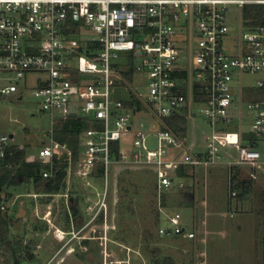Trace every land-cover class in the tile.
Segmentation results:
<instances>
[{
	"label": "built area",
	"instance_id": "1",
	"mask_svg": "<svg viewBox=\"0 0 264 264\" xmlns=\"http://www.w3.org/2000/svg\"><path fill=\"white\" fill-rule=\"evenodd\" d=\"M232 4L254 8L251 16L243 11L237 41L226 21ZM86 27L94 36L81 45L75 37ZM181 56L189 63H182ZM246 71L262 74L256 90L242 81L234 85ZM31 72L47 74L35 95L52 117L35 160L48 166L46 178L67 162V189L55 195L69 204L72 178L104 184L102 196L88 206L91 218L85 224L108 223L124 170L153 171L162 193L184 179L179 177L182 167L197 176L202 167L226 164L249 169L254 178L264 169V0H0V95L18 92ZM137 72L145 93L132 84ZM196 82L201 83L198 99ZM125 91L128 98L122 97ZM135 98L142 109L127 104ZM244 104L253 116L250 135L242 130ZM196 106L211 126L205 151L196 149ZM142 112L156 120L157 130L138 125L135 118ZM79 113L93 114V126L81 132L75 160L71 146L56 138V124ZM176 113L192 121L185 134L167 127L165 118ZM236 116L239 131L226 129ZM11 135L0 122V169L14 145ZM165 217L171 225L160 226L162 234L197 238L198 230L182 225L180 212ZM56 235L65 238L66 232Z\"/></svg>",
	"mask_w": 264,
	"mask_h": 264
},
{
	"label": "rangeland",
	"instance_id": "2",
	"mask_svg": "<svg viewBox=\"0 0 264 264\" xmlns=\"http://www.w3.org/2000/svg\"><path fill=\"white\" fill-rule=\"evenodd\" d=\"M253 9L248 6L243 10L236 4L228 7L226 21L230 33L236 35L235 41L240 37L243 11L249 13V10ZM92 36L94 32L86 27L81 29V33L79 32L75 39L84 45ZM125 55L122 54V61L126 60ZM180 61L189 63V59L183 56ZM46 77L47 74L44 72H31L21 82L18 92L0 95V122L6 132L15 134L12 143L25 150L29 161L38 158L46 140L47 130L52 126L51 115L42 110L41 100L35 95L41 80ZM261 77V73L246 71L236 77L234 85L239 86V82L242 81L245 87L256 90L257 80ZM132 84L139 92L145 93L147 90L139 72L135 74ZM122 97L128 98V92L125 91ZM199 108L196 106L194 110L198 139L196 149L205 151V137L211 131V126ZM238 113L239 110L235 106V115ZM92 116L91 113L88 117L79 113L65 121L71 119L83 128H88L93 126L90 120ZM237 116L234 122L226 124V129L239 131L241 122ZM135 119L138 120L139 126L143 123V129L147 131L158 128L153 126L157 122L149 113L142 112ZM189 122L191 125L192 121ZM62 124L57 122V130ZM252 125V113L247 104H244L242 130L250 135ZM149 141L152 147H157L154 135L149 137ZM188 171L189 178L181 181L177 179L167 197V206H163L161 196L155 195L153 187L155 181L152 176L148 178L146 185L150 189L141 186L138 188L141 197L134 198L133 203L136 213L129 214L125 220L123 219L122 226L118 224L120 194L119 192L116 194V191L112 194L113 202L109 210L108 223L98 221L88 225L84 222L91 218L88 206L95 204L104 192V184L101 181L91 180L92 185H88V182L82 179L72 178L70 188L79 197L82 215L85 217L81 219L79 226L69 219L65 206L67 199L62 195L50 197L38 193L33 183L8 187L3 195L7 198L6 210L14 221L9 226V241L0 245V264H17V261L20 264H155L153 261L155 258L167 255L176 261L175 264H201L204 257H209V254L214 252H219L218 260L221 264H230L234 259H238V252L245 254L248 260L257 250V245L263 249L264 169L256 171V178L250 175L249 169L244 167L232 169L226 164L202 167L198 170L197 176L191 168ZM236 173L237 180L241 183L240 186L242 185L239 188H236L233 182ZM110 185L113 186L112 180ZM115 185L114 182V188ZM246 186L249 190L240 197ZM181 190L195 192L194 207L185 202L180 194ZM158 208L162 213V221L156 225L153 210ZM175 212L182 214V225L198 230L196 239L183 235L162 234L159 231L160 226L171 225L165 216ZM72 218L74 219L73 216ZM151 228L154 229L155 235L149 243L150 247L146 248L145 244L148 241L144 240V232ZM58 230L66 232L65 238L57 237ZM122 237L126 240L120 239ZM157 247H162L163 253H154L153 250Z\"/></svg>",
	"mask_w": 264,
	"mask_h": 264
},
{
	"label": "trees",
	"instance_id": "3",
	"mask_svg": "<svg viewBox=\"0 0 264 264\" xmlns=\"http://www.w3.org/2000/svg\"><path fill=\"white\" fill-rule=\"evenodd\" d=\"M251 9V8H250ZM261 9V8H260ZM247 13L248 16L250 15ZM129 78H132V74L128 73ZM195 95L197 96L199 92H201V83H195ZM198 99V96H197ZM127 104L131 106H137L139 109L143 108V104L139 101L138 98H135L133 101H129ZM165 122L167 127L172 129L174 132L179 134H185L188 131L189 120L185 116L184 113H176L170 117L165 118ZM85 128L82 127L78 122L72 121L71 119L67 122H64L61 128L57 130L56 138L63 142L68 143L73 149L74 159L77 160L79 157V141L81 132ZM115 148H118V144H115ZM11 164V166H9ZM48 166L41 163L40 161H29L26 158V152L24 149H21L18 145H13L7 159L5 161V165L2 169H0V245L3 243H7L9 241V226L10 223L14 221L11 215L8 214L6 209H3V202L5 201L4 191L6 188L16 185H21L24 183H33L35 189L38 193L48 194V196L52 197L55 194L64 193L67 189V162L60 163L56 166V174L54 177L46 178L43 175L44 170ZM152 176L155 184L153 185L155 195L161 196L163 200V206H167V197L170 192H162L160 193L158 190V180L155 173L149 170H124L119 175L118 180V192L120 194V198L118 201V215H119V226H122V220L126 219L129 214L134 215L136 213V209L133 206L134 198L141 197V193H139L138 188L141 186L144 189H150L149 186L146 185L147 179ZM180 178H189L187 174V170L185 167H182L179 170ZM237 174H235L234 179H237ZM157 180V183H156ZM141 182V183H140ZM140 183V184H139ZM241 183L235 185L236 188L241 187ZM135 188V189H133ZM244 188V187H243ZM249 190V187L246 186L240 193V197L244 195L246 191ZM180 194L185 199V202L194 207L196 203V194L194 191L189 192L185 190H181ZM65 206L67 207L68 217L75 224L79 226L81 223V219H83L84 215H82V210L80 208V199L79 197L72 191L71 198L69 204L65 202ZM156 216V225L160 224L162 221V213L160 209L153 210ZM74 217V219L72 218ZM101 221H103L101 219ZM154 229H146L144 232V240L148 241L145 244L146 248H149L150 241L154 238ZM120 239L126 240V238L122 237ZM153 252H157L158 254L163 253L162 247H157L153 250ZM159 256V255H158ZM155 264H175L176 261L170 256L157 257L154 260ZM17 264L20 262L17 261Z\"/></svg>",
	"mask_w": 264,
	"mask_h": 264
},
{
	"label": "crops",
	"instance_id": "4",
	"mask_svg": "<svg viewBox=\"0 0 264 264\" xmlns=\"http://www.w3.org/2000/svg\"><path fill=\"white\" fill-rule=\"evenodd\" d=\"M56 237V235H55ZM257 241L259 242V238L257 237ZM257 242V243H258ZM219 252H214L212 254H209V257H204L201 264H221L218 260ZM220 257V256H219ZM222 257V256H221ZM236 257V255H235ZM238 259L232 262L230 264H264V237H263V249H260V247L257 245V250L253 254V256L248 258V260L245 257V254H240L238 252L237 255ZM250 259V260H249ZM223 260V258H222ZM224 264V263H222ZM228 264V263H227Z\"/></svg>",
	"mask_w": 264,
	"mask_h": 264
},
{
	"label": "water",
	"instance_id": "5",
	"mask_svg": "<svg viewBox=\"0 0 264 264\" xmlns=\"http://www.w3.org/2000/svg\"><path fill=\"white\" fill-rule=\"evenodd\" d=\"M72 116H74V114H72ZM14 135L12 134L11 137H13Z\"/></svg>",
	"mask_w": 264,
	"mask_h": 264
}]
</instances>
